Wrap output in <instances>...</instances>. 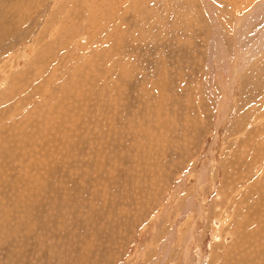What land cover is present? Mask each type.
I'll return each instance as SVG.
<instances>
[{
  "label": "rangeland",
  "instance_id": "rangeland-1",
  "mask_svg": "<svg viewBox=\"0 0 264 264\" xmlns=\"http://www.w3.org/2000/svg\"><path fill=\"white\" fill-rule=\"evenodd\" d=\"M0 264H264V0H0Z\"/></svg>",
  "mask_w": 264,
  "mask_h": 264
},
{
  "label": "bare ground",
  "instance_id": "bare-ground-1",
  "mask_svg": "<svg viewBox=\"0 0 264 264\" xmlns=\"http://www.w3.org/2000/svg\"><path fill=\"white\" fill-rule=\"evenodd\" d=\"M259 2H260V1H259ZM205 3H206V6H207V7H205L206 9H207L208 7H210V6H209V2L206 1ZM213 9H214V8H213ZM208 12H209V9H208ZM215 18H216V17H215ZM215 20L217 21V19H215ZM217 25H218V24H217ZM218 41H219V40H218ZM260 41H262V39H259V42H260ZM254 49H255V48H254ZM216 55H217V54H216Z\"/></svg>",
  "mask_w": 264,
  "mask_h": 264
}]
</instances>
